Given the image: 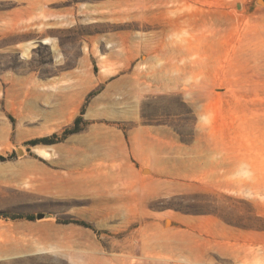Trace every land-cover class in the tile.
I'll use <instances>...</instances> for the list:
<instances>
[{
  "label": "rangeland",
  "instance_id": "374dc122",
  "mask_svg": "<svg viewBox=\"0 0 264 264\" xmlns=\"http://www.w3.org/2000/svg\"><path fill=\"white\" fill-rule=\"evenodd\" d=\"M0 155V264H264V0H0Z\"/></svg>",
  "mask_w": 264,
  "mask_h": 264
},
{
  "label": "crops",
  "instance_id": "0c3cea01",
  "mask_svg": "<svg viewBox=\"0 0 264 264\" xmlns=\"http://www.w3.org/2000/svg\"><path fill=\"white\" fill-rule=\"evenodd\" d=\"M14 169L15 167L10 163H0V211L6 212L7 214L17 213L22 208V195H19L16 191L17 173ZM56 186L60 189L72 192H84L89 190V186L86 182L76 180L62 181V183L56 184ZM100 195L103 196V193ZM29 201L30 200L27 202ZM14 220L15 219L8 217L4 219L0 218V227H8V222L13 223Z\"/></svg>",
  "mask_w": 264,
  "mask_h": 264
},
{
  "label": "trees",
  "instance_id": "16d2710c",
  "mask_svg": "<svg viewBox=\"0 0 264 264\" xmlns=\"http://www.w3.org/2000/svg\"><path fill=\"white\" fill-rule=\"evenodd\" d=\"M33 142H36L35 140L33 141ZM5 159V157L4 156H2V155H0V160H4ZM0 216H2V217H10V215L9 214H7L6 212H3V211H0ZM27 219H34V216L33 215H27V216H25ZM14 218V217H13ZM80 224H83V225H85V223H80Z\"/></svg>",
  "mask_w": 264,
  "mask_h": 264
}]
</instances>
